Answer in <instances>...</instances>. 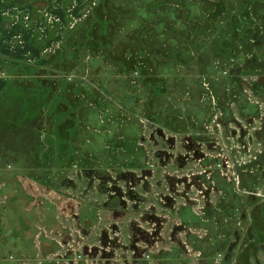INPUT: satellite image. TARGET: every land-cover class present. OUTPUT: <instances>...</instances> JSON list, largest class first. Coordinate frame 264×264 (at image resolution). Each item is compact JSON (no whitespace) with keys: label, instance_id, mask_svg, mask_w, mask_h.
Returning <instances> with one entry per match:
<instances>
[{"label":"crops","instance_id":"1","mask_svg":"<svg viewBox=\"0 0 264 264\" xmlns=\"http://www.w3.org/2000/svg\"><path fill=\"white\" fill-rule=\"evenodd\" d=\"M0 1L20 3L18 0ZM94 1L96 3L98 2L97 0ZM217 1L225 2L227 5L229 1L236 2L238 0ZM243 1L248 3H264V0ZM261 15L263 17V13ZM244 50L245 47L242 55H245ZM220 54L223 56L226 65H228L227 54L225 55L223 52ZM235 75H242V73L239 74L236 72ZM246 76L252 78L250 75ZM62 77L66 79H64L60 88L58 87V89L53 91V95L50 97L52 101L50 102L48 111L53 114H57L61 106L57 104L59 100H67V98H70L71 93L75 94L74 97L80 98V91H77V88H73V83H70V81L74 80L75 76L71 74L67 76L61 74L50 75V80L52 78L60 80ZM164 77L169 79L170 76L166 75ZM182 77L183 75L178 74L175 82L177 84L181 83V81L183 82L185 78ZM134 78L139 80L137 74L134 75ZM197 78L207 89L205 97L209 101L210 107V112L206 115L203 123L204 130H201L202 120L200 121L199 119L201 113L195 115L192 112V115L189 116L185 110L186 106H184V103L188 99L189 90H182L179 87L175 88L173 85L168 84V91L164 96L182 99V102H178L176 105L178 114L174 116L175 118H180L173 120L172 117L168 116L169 122H166L167 124L164 122L160 123L158 120L159 117L154 112H149L148 116L140 118L143 122L141 130L143 136L139 139V128L134 124L135 139L128 140L124 138V143L127 146L124 152H130L132 148L141 147L143 148L145 159L143 158V161H141L136 157L133 165L130 163L125 164L121 160L124 153L120 152L117 156H112V164L107 170L108 174L103 177H100L94 169H86L78 165L77 162L86 159V157L80 155V151L76 150L77 148L74 149L75 145L69 141L73 135H76L75 131L80 129L81 123L78 111L82 106L71 105L72 111L69 114L71 116L67 117L68 121L65 122L63 120L64 116L57 123L54 122L53 130L56 133L53 134V138L51 139H55L53 144L55 149L50 150L49 154L51 156H45L52 158L56 162H66L65 167L67 171H69L70 165L79 169L75 171L77 178L71 179L65 177L62 182L55 183V189L60 196L70 197L72 192L69 189L73 187L80 188V185H83L81 195L76 194L74 197L78 199L83 196L91 197V200L88 201L90 202L89 204L88 202H83L80 203L79 207V204L70 203L68 200L60 209L58 206H53L48 199H42L40 196L36 199L35 194L31 193V191H36V184L32 182L30 185H21V179L23 177H31L28 175L25 167H27L32 157H23V160L27 164L22 168H11L5 172H0V264H26L27 262L29 264H36L34 260L40 258L44 259L42 264H64L62 263L63 261L66 264H74L69 257L66 258L64 256L68 254V250L74 249L73 245L78 243L80 238H83L84 241L87 240L82 252L85 259L82 260L84 264H111L115 260V256H111L110 254L109 250L111 249L115 251V254L120 250L129 252L130 264H138V259L142 258L143 249L148 246L147 244H153L152 241L163 244L164 237H166V235L164 237L162 236L163 232L165 231L168 234L174 226H176V232L182 234L183 242L187 236L188 239L186 242L193 248L194 253L197 252L200 256L199 263L205 264L202 251L194 247L191 242L194 239L204 238L209 234L207 230L208 226L206 225L213 223L214 228H217L214 231L219 235H225L220 226H223L224 222L234 225L235 209H243L247 214L252 204L253 206H259V202L262 203L264 201L261 199H264V155L259 158L260 162H255L254 166L252 165L248 170L247 165L256 159V155H239V157H236L233 150V146H236L237 149L245 147L239 144V138H235V136L243 135L247 129L250 132L249 138H252L250 142H252L254 147L258 145L257 153L260 154V151L264 148V105L260 103L257 93L251 94L250 92L249 94V92H245L246 97H250V104L254 103L259 107H245V109L242 106L238 107V109L235 106L232 108L234 119L232 118L230 120L229 116L218 119L220 114L217 116V113H214L211 109H219L216 105L213 106L214 104L210 100L211 98L215 100L213 94L216 95L217 93L211 88L212 86H209L207 80L206 83L203 81V75L200 69L197 73ZM244 78L243 76L242 79ZM140 82H143V80L140 79ZM227 91L230 93L228 88ZM69 111H62L61 114ZM147 111L148 107L145 109V112ZM18 114L19 112H17L16 116ZM124 114L127 115V118L132 115L129 110L124 111ZM17 120L22 121V118L18 117ZM181 120H185V122H180ZM12 122L9 121V123ZM32 124L35 125V128L38 123L33 122ZM38 128L42 129L41 125ZM250 128H253V130H250ZM62 129H65L70 135L67 140L63 139L64 136L63 138L60 137L59 130ZM131 130L128 124L118 125L116 130L118 138H123ZM209 134L210 136L206 138V135ZM218 134L224 135L222 142L218 139ZM118 138L116 137V139ZM235 139H237L236 142ZM62 144L68 146V153L60 151L59 148H61ZM153 147H156V149ZM226 151H229L232 156L228 155ZM243 152L246 153L245 151ZM144 154L142 155L143 157ZM35 156L33 161L36 160ZM92 156H89L90 159ZM3 159L5 157L0 155V160ZM71 161H74L73 164H69ZM142 162L145 163V166L139 168L138 165H141ZM156 166L163 171L175 170V173H168L166 177L164 187L167 193H163V191L158 193L159 190H155L156 187H159V183L155 181ZM70 169L74 171L73 168ZM117 169H120L122 173H117ZM254 172L257 173V176L254 180L255 182L251 183L246 179L245 173ZM34 179L35 177H33V181L35 182ZM38 187L40 186L38 185ZM161 190H163V186ZM251 190H256V196L252 203L249 202L250 199L248 196ZM155 192H157V195H154ZM175 193L178 194L177 198L174 196ZM239 193L246 194L248 196L247 200L243 201L240 197H237ZM187 194H194L193 197L196 198H194L196 202L203 194L206 195L204 197H208L204 199V205H201L200 202L196 204L191 199L193 197H186ZM224 194L228 196V202L226 201V203L230 204L233 208V199H238L235 201V203H239L238 207H235V209L232 208L227 218L224 215H219L218 212L211 213L210 211L207 212L210 220L205 218L206 214H204L205 211H202V207H209L211 203V206H213L214 200L216 198L220 199ZM98 197L101 200L97 199ZM83 201L85 200L83 199ZM229 201L232 203H229ZM76 204L77 207H75ZM214 205V207L210 208L218 210V204L214 202ZM52 210L54 213L51 215L50 211ZM105 214H109L111 218L116 220H121L126 215L129 216L130 225L134 228L130 230L129 243L125 242L129 250L122 248L123 245H121V240L119 239V241L113 240L116 241L115 246L109 247L110 245L106 246V235H98L96 239L92 238L91 232L94 228L100 224L103 228ZM169 218L172 220L171 224H169L171 226L170 229H168L167 225ZM248 218L247 214L246 222H248ZM196 219L200 224L203 223V225L196 224ZM71 221H74L76 225L81 227L82 236L80 238L77 235H75V238L73 235L69 236L68 229L71 230V228H68L66 225L71 223ZM186 222H189L191 226H187ZM154 224L157 225L156 231H154ZM145 225L149 227H146L145 231H142L141 228L145 227ZM230 240H233V238H230ZM183 249L184 247L181 248V252ZM233 251L235 257V249ZM65 252L66 254H64ZM221 255L220 253L216 254L212 264H220L221 261L217 256L221 257ZM30 260H33V262ZM174 262L178 264L177 261Z\"/></svg>","mask_w":264,"mask_h":264},{"label":"trees","instance_id":"2","mask_svg":"<svg viewBox=\"0 0 264 264\" xmlns=\"http://www.w3.org/2000/svg\"><path fill=\"white\" fill-rule=\"evenodd\" d=\"M18 1L31 8L44 9L53 0ZM97 1L91 11V17L69 32L67 39L59 48L61 53L59 50L55 52L54 57L57 60L51 67L52 73L49 75L75 76L73 88L76 85L77 91H80V98L76 97V105L82 106L78 111L81 125L80 129L75 131L76 135L69 141L75 145L74 149L80 151V155L86 157L78 161V165L94 169L103 177L108 174L113 155L124 153L125 155L121 157L122 163L131 165L134 164L136 157L141 161L145 159L141 147L132 148L131 153L124 152V149H127L124 138L135 139L134 124L139 128V139L143 136L141 132L143 122L140 118L148 116L149 112H154L160 123H168V116L173 120L180 118L174 116L178 114L176 105L182 102V99L164 96L168 91V84L189 90L188 99L184 103L185 110L189 116L192 112L195 115L201 113L198 117L200 121L202 120V131L210 107L205 97L207 89L197 78L199 69L206 73L209 86L217 93L223 117L232 114L233 109L230 110L227 98L228 95L231 96L230 99L233 98L231 93H228L223 78L226 62L214 41L219 37L216 32H227L226 30L238 26L229 25L231 21L228 17L232 15L225 13L228 6L225 2L217 0ZM94 17H97L95 22ZM261 21L264 22L263 19ZM225 39L227 37L223 40ZM237 48L236 46L235 49ZM246 48L250 52L248 45ZM136 74L139 80L134 78ZM178 74L183 75L182 78L185 79L177 84L175 79ZM166 75L170 76L169 79L164 77ZM234 77L236 76L232 79ZM64 79L66 78L62 77L60 80L52 78L49 81L50 89L55 91L60 88ZM140 79L143 82H140ZM37 91L41 93V90H36L34 96ZM42 93H46V90ZM46 100L44 106L50 105L52 98ZM235 106L254 107L244 93L237 96ZM147 107L148 111L145 112ZM128 110L132 113L129 118L124 114V111ZM35 114V111L32 112V115ZM38 115L41 118L42 112ZM36 118L34 122H37ZM124 123L130 125L132 130L123 138H118L117 127ZM59 134L66 140L70 136L65 129L59 130ZM61 148V152H69L67 145L62 144ZM17 152L19 151L2 149L1 153L4 154L1 155L5 159L0 160V172H5L8 166L19 169L26 165L27 162L22 157L23 151ZM90 155H93L91 159ZM144 164L142 162L138 167L143 168ZM116 172L122 173L120 169ZM256 176V172L245 173L246 179L251 183L255 182ZM248 196L251 201L254 200L253 196ZM196 221V224L199 223L197 219ZM186 225L191 226L189 222H186ZM206 226L209 234L204 238L194 239L191 243L202 251L205 264H212L215 255L219 253L224 254V257L229 255L228 258H224L223 264H231L235 259L234 251L229 253V246L236 238L234 236V239L230 240L233 225L223 223L226 230L224 236L214 231L213 223Z\"/></svg>","mask_w":264,"mask_h":264},{"label":"rangeland","instance_id":"3","mask_svg":"<svg viewBox=\"0 0 264 264\" xmlns=\"http://www.w3.org/2000/svg\"><path fill=\"white\" fill-rule=\"evenodd\" d=\"M94 3L97 4L94 0H53L47 8L38 9L28 7L22 2L20 4L0 1V155L4 154L1 153V151L5 148L7 151H19L17 153L23 151L22 153L24 156L21 155L24 158L32 157L27 167H25L28 171V175L31 177H23L21 179V185H30L33 182L36 184L35 187H37L35 189L36 191H31V193L35 194V198L38 199L40 196L42 199H48L53 206H58L60 209L68 200L70 203L79 204L80 207V203L88 202L91 200V197L83 196L82 198L79 197V199L74 197L76 194L81 195L80 193L82 192L83 185H80V188L77 187L78 189L74 187L69 189L72 192L70 197L60 196L55 189V183L62 182L65 177L71 179L77 178V173L75 171L79 170L75 166L73 167L70 165L69 171H67L65 167L66 162H56L53 161L52 158H47L45 156H51V154H49L50 150L55 149V146H53L55 139H51L53 138V134L56 133V131L53 130L55 125L54 122L57 123L64 116L63 120L65 122L68 121L67 117L71 116L69 114L72 111L70 106H76L77 98L74 97V93H71L70 98H67V100L61 99L58 101L57 104L61 105V109H58L57 114L50 113V111H48L50 105L47 104L44 106L47 103L46 99L51 97L54 91L50 89L49 86V81L51 79L49 74L52 73L50 69L55 63V60H57V58L54 57L55 52L59 50L62 42L67 39L70 31L89 16L91 17L90 14L95 5ZM263 4L261 2L248 3L243 0L227 2L228 8H226L225 13L226 15H232L228 17L231 21L229 25L238 27L228 29L226 30L227 32H216L219 37H216L214 41L217 49L228 56L227 62H229V64L226 65L223 78H225V83L227 84V88L233 100L237 99V96L241 93H257L262 105H264V22L262 23L261 21L262 19L264 21ZM260 10L261 12L259 13ZM262 13L263 17L261 15ZM95 18L97 17L93 18V22L96 21ZM219 27L222 26L219 25ZM220 37L223 39L227 37V39L223 40ZM247 45L250 52L247 51V48L244 50L246 62L245 55H242V53L244 47ZM236 46L238 47L237 49H235ZM59 52L61 53L60 50ZM236 72L239 74L242 73V75L236 76ZM202 75L203 81L206 83V79L209 78L206 77L207 75L204 72ZM246 75H250L252 78H248ZM232 76L239 78L234 77L232 79ZM243 76L245 80L242 79ZM259 79H261V81H259ZM70 83H73V81H70ZM68 89L72 90L70 88ZM36 90H41V93L37 91L36 96H34ZM43 90H46V93H42ZM213 95L215 100L212 98L210 100L212 104H214L213 106L216 105L219 110L211 109V111L217 113L218 116V114L221 113L219 97L217 94ZM67 110L70 111L61 114L62 111ZM34 111L37 113L32 115ZM39 111H42L41 118L38 115ZM17 112H19V114L16 116ZM18 117H21L22 121H18ZM34 117L38 119L37 122L35 121L38 123L35 128V125L32 124L35 120ZM9 121L13 122L9 123ZM40 125L42 129L38 128ZM250 130H253V128H250ZM249 133L250 132L246 129L243 135L240 134L235 136V138H239V144L245 146L239 149L233 146L234 155H236V157H239V155L255 156L257 154L258 145L257 147L252 145V142H250L252 138H249ZM60 137L63 138V136ZM222 138H224V135L218 134V139H220L221 142ZM236 140L237 139H235V142ZM153 148L156 149V147ZM59 149L62 150V148ZM240 152H242V154H240ZM226 153L231 155L229 151H226ZM34 156L36 157L35 161H33ZM11 168L14 167L8 166L7 169ZM70 168H73L74 171ZM218 169L220 170V168ZM168 173H175V170L163 171L156 166L155 181L159 183V187H156L155 190H159L158 193L162 191L163 193H167L164 185ZM33 177H35V182L33 181ZM36 180L39 181L36 182ZM38 185L40 187H38ZM162 186L163 190H161ZM156 193L157 192H155L154 195H157ZM174 196L177 198L178 194L175 193ZM193 196L194 194L186 195L188 198ZM204 196L206 195L203 194L199 197L197 202L194 201L195 197L191 199L196 202V204L200 202L201 205H204V199L208 197ZM237 197H240L243 201H246L248 198L244 193H239ZM227 198V194H224L220 199L216 198L217 200H214V202L218 204V210L210 208L215 206L214 202L213 206H211V203L209 207H202V211H205L204 214H206L205 218L209 219L206 211L207 208L211 213L218 212L219 215H224L227 218L233 208L230 204L226 203ZM83 199L85 201H83ZM97 199L101 200L100 197ZM261 199L264 200L263 198ZM234 200L233 209L239 205V203H235L236 200ZM89 203L90 202H88V204ZM93 203L95 204V202ZM229 203L232 202L229 201ZM77 204L75 207H77ZM159 211L161 210L159 209ZM240 214L241 212L235 209L234 230L230 238L234 239L235 229L239 230L237 233H240L241 236L240 242L237 245L238 247L235 249L236 254L232 264H264V201L262 203L259 202V206L251 205L247 213L249 217L248 222L244 221V218H242ZM171 221L170 218L167 221L168 229L171 228V226H169ZM66 226L71 228V230L68 229L70 233L69 236L73 235L74 238L75 235L79 238L82 236L81 227L76 225L74 221H71V223H68ZM86 227L88 228V226ZM146 227L149 226L145 225V227H142V231H145ZM175 227L176 226L172 227L168 234H166L165 231L163 232L162 236L164 237L166 235L167 237H164L163 244L156 241H152L153 244H147L148 246L143 249L142 258L138 259V264H175L174 261H177L178 264H200L199 254L197 252L194 253L193 248L186 242L188 239L187 236L183 242L182 234L176 232ZM220 228L223 234H225V226H220ZM132 229L134 228L130 225L129 216L126 215L123 216L121 220H116L111 218L109 214H105L103 228L100 224L93 229L91 235L92 238L95 239L98 235H106V246L110 245L109 247L115 246V242L119 239L121 240V245H123L122 248L124 250H129L125 242L129 243V233ZM156 229L157 225L154 224V231H156ZM216 229L215 227L214 230ZM103 231L105 232L103 233ZM86 242L87 240L84 241L83 238H80L78 243L73 245L74 249L68 250V254L64 257H69L74 264H84L82 260L85 259L82 252ZM182 247H184V249L181 252ZM109 251L111 256H115V260H113L111 264H130L129 252L120 250L115 254L113 249ZM64 254H66V252ZM223 256L224 254L221 255V257L217 256L222 264L224 262ZM30 261L33 262V260ZM34 261L36 264H42L44 259L40 258ZM62 263L66 264L65 261ZM26 264L29 263L27 262Z\"/></svg>","mask_w":264,"mask_h":264},{"label":"flooded vegetation","instance_id":"4","mask_svg":"<svg viewBox=\"0 0 264 264\" xmlns=\"http://www.w3.org/2000/svg\"><path fill=\"white\" fill-rule=\"evenodd\" d=\"M226 96H227V94H226ZM229 98H231V96L230 95H228V98H227V102H228V105H229V108H230V110H231V108H233L234 107V104H236V99L235 100H233V99H229ZM248 99V101H249V103H250V97H248L247 98ZM253 103V102H252ZM254 104V103H253ZM252 104V105H253ZM258 104V103H257ZM254 107H257L256 106V104H254L253 105ZM259 107V106H258ZM222 115V116H221ZM220 116V117H219ZM218 116V119H222V118H224L223 117V113H220V115ZM229 117H230V120H232V118L234 119V115H233V112H232V114H230L229 115ZM227 119V118H226ZM227 120H229V119H227ZM208 136H210V134L209 135H206V138H208ZM262 155H264V148L260 151V154L259 153H257L256 154V159L254 160V161H252V162H250L248 165H247V168H248V170H249V168L253 165L254 166V164H255V162H260V157L262 156ZM253 169V168H252ZM249 195H251V196H253L252 198L253 199H255V196H256V190H251V191H249ZM251 200H249V202H250ZM252 202V201H251ZM239 212H241V214L240 215H242V218H244V221H245V219H246V213H245V211L244 210H242V209H239ZM240 221H241V219H240ZM233 230V229H232ZM236 232H235V236H236V238H235V240L230 244V246H229V253L230 252H232L233 250H234V248L235 247H238L237 245H238V243H239V238H240V233H239V235H238V233H237V231L239 232V230H235ZM238 235V236H237ZM222 236H224V235H222ZM229 257V255H226L224 258L226 259V258H228ZM1 259V258H0ZM3 260V259H2Z\"/></svg>","mask_w":264,"mask_h":264}]
</instances>
